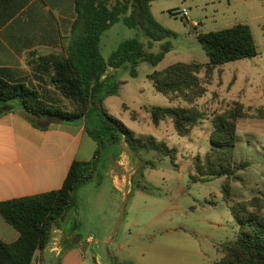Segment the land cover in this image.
I'll return each mask as SVG.
<instances>
[{
    "label": "trees",
    "instance_id": "16d2710c",
    "mask_svg": "<svg viewBox=\"0 0 264 264\" xmlns=\"http://www.w3.org/2000/svg\"><path fill=\"white\" fill-rule=\"evenodd\" d=\"M152 1L75 0L76 19L64 51L49 55L45 60V64L52 66L55 89L69 107L57 99H44L39 91L28 85L11 83L0 77V107L3 109L0 116L19 111L35 125L42 119L85 121L88 134L98 146L95 159L72 164L60 190L0 203V215L20 234L14 243L0 241V264H33L37 253L50 243L53 229L73 207L76 191L93 179L98 166L96 160L109 146L122 141L127 143L131 154L143 165L136 177L143 176L144 168L157 167L154 161L144 157L150 151H155L159 160L169 156L176 164L177 149L152 135L137 134L111 116L104 106L105 100L117 94L119 89L118 83L104 77L109 68L118 69L129 64L131 75L135 77L140 62L158 66L172 50L170 40L177 35L156 20L151 10ZM119 22L129 28L141 26L147 41L127 40L105 59L102 36ZM197 40L206 51L209 63L178 62L148 75L157 93L177 102L175 107H152V123L158 126L170 119L181 137L187 136L205 119L197 101L206 95L215 71L229 62L259 55L250 27L242 23L223 30L198 33ZM156 44H159V51H151ZM92 111L97 114L95 122L89 120ZM137 116L133 114V118ZM246 118L264 119V107L253 109L234 101L227 110L214 115L212 147L204 157L198 155L193 161L194 182L227 179L224 199L240 227L239 236L234 241L219 246L222 259L214 264H264V194L238 203H233L230 194V180L239 178L237 170L249 167L248 162L237 166L234 157L238 125ZM136 187L148 189L142 181Z\"/></svg>",
    "mask_w": 264,
    "mask_h": 264
},
{
    "label": "rangeland",
    "instance_id": "374dc122",
    "mask_svg": "<svg viewBox=\"0 0 264 264\" xmlns=\"http://www.w3.org/2000/svg\"><path fill=\"white\" fill-rule=\"evenodd\" d=\"M189 9V21L182 15V10ZM159 22L176 33L172 38V50L158 66L140 62L137 75H131V66L126 64L113 74V81L119 85L117 94L108 97L104 106L109 114L121 120L137 134H149L165 141L170 148L179 151L177 164L169 156L159 160L155 151L145 154V159L154 161L155 169H143V176H135L134 193L128 200L119 201V197L106 182L101 187V180L95 179L80 186L75 193V200H85V207L92 203L102 202L105 211V222L108 215L117 210V203L123 218L118 227L115 241L121 235L125 219L139 214V248L134 249L130 257L134 264H214L222 259L219 246L234 241L240 233L239 225L234 221L229 205L224 199V188L227 179L217 178L209 182H194L195 174L192 160L195 156L204 157L211 149L212 119L227 110L233 100L241 94L248 96L251 89L247 88L245 77L240 76L236 84H231L234 75H246L252 67V59L229 62L212 76L207 85V93L197 103L205 113V119L198 123L192 136L179 137L171 120L155 126L150 117V109L154 106L173 107L167 96L157 93L148 75L178 63L198 62L209 63V57L192 30L193 21L210 16L212 7H205V0H162L155 4ZM172 10V11H170ZM204 31L207 27H200ZM146 40L142 27L129 28L123 22L115 24L103 36L101 41L102 54L109 58L119 46L131 39ZM260 49L264 42L258 40ZM159 51V44L153 52ZM204 78V74L200 75ZM62 105L69 107L65 99H57ZM246 101V99H242ZM137 114V118H133ZM89 120H97L96 111H92ZM254 123L264 127L263 121L243 119L238 125L239 145L234 150L236 165L248 162L249 167L237 170L238 179L230 180V194L233 203L247 201L256 195L264 194V137L258 133L255 137H247L248 129L255 128ZM194 161V160H193ZM131 165L133 166L134 163ZM143 168L139 162L137 174ZM142 181L148 189L137 188ZM139 192V210L131 212V202ZM101 193V195H100ZM158 200H153V199ZM89 210L80 212L82 236L98 230L99 222L89 219ZM172 231V232H171ZM54 241L45 248L44 259L47 264H56L53 251ZM130 245V244H129ZM128 245V246H129ZM132 246V245H131ZM127 250H130L129 247ZM61 253H59L60 255ZM54 257V258H53Z\"/></svg>",
    "mask_w": 264,
    "mask_h": 264
},
{
    "label": "crops",
    "instance_id": "0c3cea01",
    "mask_svg": "<svg viewBox=\"0 0 264 264\" xmlns=\"http://www.w3.org/2000/svg\"><path fill=\"white\" fill-rule=\"evenodd\" d=\"M158 1L162 0L151 2V10L159 22L155 10ZM205 7H212V12L210 16L193 21L192 30L196 38L198 33L223 30L242 23L250 27L257 45L258 40L264 42V0H205ZM175 9H186V20L189 21L188 8ZM75 19V0H0V77L11 83L28 85L39 91L44 99H64L52 83L53 69L45 64V60L49 55L64 51ZM201 26L209 30L204 31ZM258 51L259 55L252 59L253 65L248 73H236L231 83L236 84L240 76L245 77L251 91L248 96L240 94L233 101L253 109L264 107V49L258 45ZM118 70L120 68H109L104 77L113 81V74ZM171 103L173 107L177 106V102ZM2 110L0 107V113ZM247 119L264 122V119ZM37 124L19 111L0 116V203L58 191L74 162L95 159L98 146L88 134L85 121L42 119ZM254 127L248 129L247 137H255L258 133L264 137V127L256 123ZM196 128L185 137L190 138ZM139 162L125 141L109 146L105 154L97 158L98 166L90 182L99 178L101 187L108 182L120 202L128 200L134 193ZM140 189L145 190L143 187ZM120 205L117 203V210L111 212L108 223L103 224L107 214L102 210V202L85 207L84 199L75 200L73 207L52 231L50 242L54 241L56 264H134L130 257L134 249L139 248V214L125 219L121 235L115 241L123 218ZM83 208L89 210V219L99 222L98 230L94 229V234L85 237L82 236L83 230L80 231L79 215ZM138 208L139 192L131 202V212L138 211ZM90 236L94 237L93 241H87ZM19 237V232L0 215V241L10 244ZM44 250L37 253L33 264H41V258L43 264H47Z\"/></svg>",
    "mask_w": 264,
    "mask_h": 264
},
{
    "label": "built area",
    "instance_id": "2783aa9c",
    "mask_svg": "<svg viewBox=\"0 0 264 264\" xmlns=\"http://www.w3.org/2000/svg\"><path fill=\"white\" fill-rule=\"evenodd\" d=\"M182 15H183V17L187 18L188 12H187L186 9L182 11ZM93 240H94V237L93 236H90V237L87 238V241H93ZM41 264H43L42 258H41Z\"/></svg>",
    "mask_w": 264,
    "mask_h": 264
}]
</instances>
